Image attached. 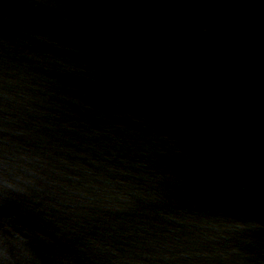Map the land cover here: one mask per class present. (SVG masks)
I'll use <instances>...</instances> for the list:
<instances>
[{
  "label": "water",
  "instance_id": "95a60500",
  "mask_svg": "<svg viewBox=\"0 0 264 264\" xmlns=\"http://www.w3.org/2000/svg\"><path fill=\"white\" fill-rule=\"evenodd\" d=\"M0 264H264V0H0Z\"/></svg>",
  "mask_w": 264,
  "mask_h": 264
}]
</instances>
